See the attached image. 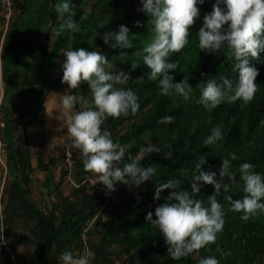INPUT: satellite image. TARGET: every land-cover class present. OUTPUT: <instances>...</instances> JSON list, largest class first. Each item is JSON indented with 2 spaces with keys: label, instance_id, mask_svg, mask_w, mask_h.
<instances>
[{
  "label": "trees",
  "instance_id": "1",
  "mask_svg": "<svg viewBox=\"0 0 264 264\" xmlns=\"http://www.w3.org/2000/svg\"><path fill=\"white\" fill-rule=\"evenodd\" d=\"M61 2L11 0L8 20L4 13L0 15V141L4 148V162L0 163V264H60L65 251L75 256L91 253L89 264H199L200 259L209 256L219 264H264V214L244 221L243 213L230 210L224 194L217 196L224 210V225L216 242L179 260L171 258L159 229L145 219L148 212L156 219L155 208L166 202L171 191H163L161 198L155 200V187L159 184L179 180L177 191L192 195L191 180L198 174L195 164L201 157L207 160L202 170L217 172V176L224 158L231 161L238 182L243 163L253 165V170L264 176V53L260 54L262 62L250 58V64L259 70L254 99L243 106L239 100L232 104L223 102L209 110L199 103L204 80L215 78L220 84L222 78H227L235 85L238 78L235 61L225 55L226 45L221 46L219 53L200 51L198 47L197 33L215 0L197 4L200 15L190 28L188 45L169 57L179 64L175 72L170 70L174 81L187 77L193 88L187 101L175 95H161L158 80H148L149 69L142 56L136 55L152 38L150 16L143 11L141 0H68L79 32L59 30L64 20L55 6ZM4 6L0 1V9L4 10ZM120 25L129 29L132 48L121 50L111 47L114 41L104 43L103 33L118 31ZM80 47L104 54L114 65L107 69L112 74L127 73V82L116 87L131 89L139 98L135 114L106 118L101 126L102 131L111 134L113 142L126 149L118 166L130 162L128 157L139 154L141 147L153 144L161 149L160 153L144 154L141 166L154 167L156 174L139 186L117 183L116 190L109 192L97 182L98 187L85 189L88 179L95 176L84 170L81 154L74 148L71 175L79 185H71L68 194L62 188L68 173L62 152L47 161L38 156L33 165L26 127L33 122L40 127L37 135L43 137L45 127L42 120L36 119L38 110L43 109L47 92L67 89L61 83L63 52ZM121 51L126 53L123 61ZM134 60L139 66L131 70ZM68 94L83 101L92 100L87 84L68 90ZM80 110L83 108L78 102L73 112ZM165 115L173 116L174 122L157 123ZM217 125L221 127V139L214 145H203ZM168 151L172 156L164 159L163 154ZM231 153L236 155L235 160H231ZM37 172L43 175V181ZM35 182L37 187L33 186ZM213 192L214 186L203 185L195 198L209 206L208 196ZM127 195L130 197L125 200ZM227 195L242 199L243 193L234 184ZM99 209L100 214L85 231L83 244V228Z\"/></svg>",
  "mask_w": 264,
  "mask_h": 264
},
{
  "label": "clouds",
  "instance_id": "2",
  "mask_svg": "<svg viewBox=\"0 0 264 264\" xmlns=\"http://www.w3.org/2000/svg\"><path fill=\"white\" fill-rule=\"evenodd\" d=\"M0 1L5 5V12L9 11L6 17L8 20L11 0ZM141 3L143 11L150 16L149 31L152 38L136 55L142 56L144 65L149 69L148 80H158L161 95H175L187 101L191 98L193 88L187 77L179 82L174 81L170 70L175 72L179 64L170 61L169 57L173 53H180L188 45L190 28L200 15L197 4H203L204 0H141ZM55 10L64 20L59 26L60 31H80L74 19L75 11L68 0H62L55 6ZM197 34L200 51L219 53L221 46L226 45L225 55L235 61L234 67L238 70L235 85L227 78H222L220 84L215 78L205 79L199 103L209 110L223 102L232 104L239 100L242 106L249 104L257 92L256 78L259 75V70L250 64V58L262 62L260 54L264 53V0H215L212 11L204 15L202 27ZM102 39L105 44L114 41L111 43L112 48H132L129 29L125 25H120L118 31H105ZM63 55L65 60L62 63L61 83L67 85V90H75L81 84H87L92 94L91 102L83 101L73 94H65L61 100L70 146L81 154L84 170L94 174L95 183L103 184L109 192L116 190L117 183L139 186L151 180L156 169L152 166L143 167L140 161L144 154L160 153L161 149L153 144L141 147L139 154L129 156L130 162L119 167L125 158L126 149L113 142L111 134L102 131L101 127L106 118L119 119L129 112L135 114L138 111V95L131 89L116 87L126 83L129 75L123 71L118 74L108 71L114 65L100 51L80 47L64 51ZM120 56L122 61L126 59L125 52L121 51ZM130 66L131 70H135L139 64L134 60ZM78 102L82 104L83 110L73 112ZM173 122L174 117L170 115L157 121L160 124ZM221 137V127L217 125L202 143L205 146L214 145ZM171 156V151L163 154L164 159H170ZM230 156L231 160L237 158L234 153ZM206 163V158L201 157L195 164L198 174L193 175L191 180L192 195L188 191H177L179 180H168L156 186L155 200L161 198L163 191H171L165 197L166 202L155 208L156 219H153L152 212H148L145 217L146 221L159 229L168 245V254L174 260L198 253L216 242L217 234L223 230L224 225V210L217 200L218 195L224 194L230 210L243 213L241 219L244 221L264 214V203L261 202L264 200V176L254 171L253 165H240L238 182L229 159H222L218 176L217 172L202 170ZM72 169L68 170V180L72 177ZM72 183L73 186L79 185L77 182ZM234 184L243 193L242 199H233L227 195ZM203 185L214 186L213 194L208 196L209 206L195 198ZM6 249L9 250V247ZM90 256L91 253L75 256L71 251H65L60 256V264H89ZM199 264H219V261L209 256L200 259Z\"/></svg>",
  "mask_w": 264,
  "mask_h": 264
},
{
  "label": "rangeland",
  "instance_id": "3",
  "mask_svg": "<svg viewBox=\"0 0 264 264\" xmlns=\"http://www.w3.org/2000/svg\"><path fill=\"white\" fill-rule=\"evenodd\" d=\"M12 8V7H11ZM8 10V9H7ZM9 12V11H8ZM6 13L5 12V9L4 10H2V9H0V15L2 14V13H4L5 14V17H8V14L9 13ZM5 25V24H4ZM2 26V24H0V27ZM50 92V94H48V96H47V98L46 99H44L45 101L43 102L45 105H43V109L42 108H40L39 110H38V113H39V115L37 116V120H41V118H43V117H41V115L43 114L44 116H49V112H50V109L51 108H53L55 105H57V104H61V100H62V96L63 95H65V94H68V90L67 89H63V90H61L60 92H57V93H55V92H53L52 90L51 91H49ZM51 92H52V94H51ZM77 96V95H76ZM58 101H60V102H58ZM57 102V103H56ZM54 103H56L55 105H54ZM56 108H57V106H56ZM54 110V109H53ZM45 113V114H44ZM57 113V114H56ZM54 114H55V117H58V115H60V116H62L63 118L64 117H66L65 116V114H64V111H63V109H62V106L61 107H59L58 109H56V111L54 112ZM50 118V117H49ZM46 120H48L47 118H46ZM50 121V120H49ZM48 121V122H49ZM43 122H44V119H43ZM57 124H58V122H57ZM59 125H57V127H58ZM60 128V127H59ZM67 130V128H66V125L64 124V130ZM40 131V127L39 126H36V125H34V123L33 122H31V123H29L28 125H27V127H26V134H28V136H29V140H31L30 141V143L32 144V155H34V158L32 159V162H33V165H35L36 164V160H35V158L37 157L36 155L37 154H40V156L42 157V159H44L45 161H47L48 160V158L51 156V155H53V154H51V153H54L55 155H57L58 154V152H60V144L62 143V142H65V141H67V140H69V137L67 136V134H63L62 136H60L58 139H57V141H54V142H52L51 141V143H50V146H48V147H46V148H44L45 150H43V152L41 151L43 148H42V142L41 141H43V139L44 138H41L40 136H38L37 135V132H39ZM53 132V130L51 131V133ZM44 133V132H43ZM44 135L48 138V136L50 135L51 136V134L49 133V134H47V133H44ZM49 136V137H50ZM49 139V138H48ZM70 141V140H69ZM48 145V143H46V146ZM51 145H53V146H51ZM52 150V151H51ZM79 155V154H78ZM4 156L3 155H1L0 156V163L1 164H3V162H4ZM58 171H59V168L56 170V178H57V176H58ZM37 174H38V178L41 180V181H43L44 180V177H43V175L41 174V173H39V172H37ZM72 182H76L75 180H74V178H72L71 177V179H67V178H65V180H64V182H63V185H62V188H63V190H64V193L65 194H68L69 192H70V187H71V185H73V183ZM96 182V177H92L91 179H90V182H89V185L87 184L86 186H85V189H87V190H91V186H96L98 183H95ZM37 183L35 182V184L33 185V186H35V187H37ZM134 189V188H133ZM36 190V189H35ZM129 197H130V195H127V197L125 198V200H128L129 199ZM0 207H1V205H0ZM28 227H29V225H28Z\"/></svg>",
  "mask_w": 264,
  "mask_h": 264
},
{
  "label": "crops",
  "instance_id": "4",
  "mask_svg": "<svg viewBox=\"0 0 264 264\" xmlns=\"http://www.w3.org/2000/svg\"><path fill=\"white\" fill-rule=\"evenodd\" d=\"M61 90H63V89H60V90H58V91H54V90H52L53 92H55V93H57V92H60ZM48 94H50V92H47V94H46V96H45V98L44 99H46L47 98V96H48ZM51 94H52V92H51ZM43 99V101H42V104L43 105H45L43 102L45 101ZM58 102H60V101H58ZM57 103V102H56ZM56 103H54V105L56 104ZM56 106H57V108H56ZM59 107H61V104H57V105H55L53 108H51L50 109V112H49V116L47 115V116H44L43 114L41 115V117H43V118H41V120L43 121V119H44V122H43V126L45 127V128H43V130H42V133L44 132V133H47V134H51V136L49 137L48 136V138L44 135V133H43V141H41L42 142V152H43V150H45L44 148H46V147H48V146H50V143H51V141L52 142H54V141H57V139L60 137V136H62L63 134H67V130L65 129L64 130V121H65V119H66V117H62V116H60V115H58V117H55V114H54V112L56 111V109H58ZM54 109V110H53ZM45 114V113H44ZM57 114V113H56ZM50 117V118H49ZM46 118L48 119V120H46ZM50 120V121H49ZM49 121V122H48ZM57 122H58V124H57ZM57 125H59L58 127H57ZM60 127V128H59ZM53 130V132L51 133V131ZM46 143H48V145L46 146ZM51 146H53V145H51ZM52 151V150H51ZM33 154V153H32ZM51 154H53V155H55L54 153H51ZM37 157L38 156H40V154H37L36 155ZM33 158H34V155H33ZM35 160H36V158H35Z\"/></svg>",
  "mask_w": 264,
  "mask_h": 264
},
{
  "label": "built area",
  "instance_id": "5",
  "mask_svg": "<svg viewBox=\"0 0 264 264\" xmlns=\"http://www.w3.org/2000/svg\"><path fill=\"white\" fill-rule=\"evenodd\" d=\"M1 125H2V122L0 121V126ZM70 143H71L70 141H65V142H62L60 144L61 151L64 154V161H65L69 171H71L72 165H73V148L70 146ZM3 153H4V148H3L2 142L0 141V156L3 155ZM100 212H101V209H99V211L97 212V214L94 217L98 216L100 214ZM93 219L90 220L89 223L83 228L81 240L84 244L86 241L85 231L88 229V227L91 224V222L93 221ZM2 242H3L4 247L8 248L7 242L4 240Z\"/></svg>",
  "mask_w": 264,
  "mask_h": 264
},
{
  "label": "water",
  "instance_id": "6",
  "mask_svg": "<svg viewBox=\"0 0 264 264\" xmlns=\"http://www.w3.org/2000/svg\"><path fill=\"white\" fill-rule=\"evenodd\" d=\"M0 51H1V48H0ZM0 56H1V53H0ZM0 61H1V58H0ZM0 74H1V63H0ZM2 94H3V91L2 89H0V96H2Z\"/></svg>",
  "mask_w": 264,
  "mask_h": 264
}]
</instances>
